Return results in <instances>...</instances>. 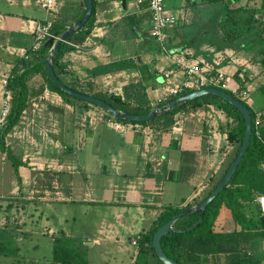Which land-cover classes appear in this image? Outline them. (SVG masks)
<instances>
[{
	"label": "crops",
	"instance_id": "0c3cea01",
	"mask_svg": "<svg viewBox=\"0 0 264 264\" xmlns=\"http://www.w3.org/2000/svg\"><path fill=\"white\" fill-rule=\"evenodd\" d=\"M55 1L54 12L58 17L53 19L33 18L30 14L18 10L5 12L0 10V73L13 69L22 71L43 58L40 51L30 53L28 60L21 57L22 52L27 51L33 44L32 31L36 23L59 20L67 28L78 21L84 9L82 0ZM198 1L179 0L176 8H172L170 4L165 6L175 17L176 24L167 32L168 39L165 43L167 48L163 51L149 36L150 13L145 6H137L136 0H94L96 12L91 20L93 24L91 33L83 43H73L79 47L78 49L70 47L71 49L65 52L61 62L66 65L67 74L63 75V79L68 81L73 77L82 84L90 85L94 91H100L102 87L112 94L119 95L121 92L120 96L134 105L135 102L142 104L145 100L148 102L156 100L162 86L163 73L175 68L172 55L184 56L189 61L206 63L216 70L233 74L238 61L247 63L245 56L249 49L248 44H241L238 50L227 48L219 50V45L208 44L204 38L181 35V31H178L180 23L190 25L188 17L191 16L192 6L198 3L209 4L206 0ZM66 2L71 4L72 12L61 16ZM250 3L252 0H233L231 5L235 7L231 8L229 3L228 8L237 9L234 16L237 14L238 18L242 12L249 13L246 15L249 19L254 13L253 20L257 24L260 21L256 17H263L260 13L264 11H259L257 7L264 9V2L257 4L258 6H249ZM29 4L23 1V9L28 8ZM11 6L16 7L13 4ZM222 21L224 19L220 23ZM132 31L137 35L136 39L131 38ZM248 32L252 33V29L250 28ZM131 39L140 50L137 54H135L137 50L131 54L126 44V41ZM230 58L234 63H231ZM171 79L175 83H181L183 75L175 71ZM43 83V78L36 74L29 80L28 86L32 89L40 87ZM140 91L142 93L144 91L145 100L142 99ZM2 93L0 83V102ZM70 110L76 112V107L66 103L58 93L48 89L44 84L43 92L29 102L18 124L6 135L5 145L10 149L14 159L20 161L16 168L11 163L17 177L16 189L25 186H28L30 191L34 189L35 183L32 182L30 185L31 174L34 173L66 174L68 177L63 186L60 182H53L56 184L55 190L66 192L78 189L79 184L75 180L77 170L82 174L108 175L107 180L96 186L87 184L84 189L89 196L101 194L99 198H89L88 202L100 204L109 215V218L99 220L95 237H86L88 246L91 247L106 241L116 244L121 252L122 238L128 237L132 242L135 235H141L149 230L164 209L198 205L212 191V185L218 181L236 156V143L227 139L228 127L233 121L225 112L215 109L210 104L181 116L183 118L181 133L178 135L172 133V136H176L174 142L168 141L166 137L154 138L152 135L155 130L149 126L122 124L110 119L90 124L95 130L96 141H93L94 138L91 136L83 140L80 134L79 136L73 134L71 142L66 139L61 141L59 129L63 127L62 129L66 131L68 124L66 118ZM209 114H213L214 119ZM231 125L233 128L234 123ZM108 130L119 134V139L104 137L106 142L102 144V135ZM75 141L79 143L78 152L85 143L93 144L92 155L88 161L84 162L77 155L74 164L68 160L69 156L67 157L66 153H71V146ZM24 144L29 146L31 151L27 150L20 154V146ZM49 147L59 153L58 156L50 154L44 156L41 153ZM105 147V162H101L98 153ZM0 155L1 165L4 166L9 159L2 152ZM15 163L17 164V161ZM43 188L46 193L51 191L45 182ZM63 199L69 200L68 198L60 200ZM221 212L222 217L218 219L222 229L225 232L233 230L235 223L227 219L226 211L221 209ZM138 254L139 248L136 256ZM141 254L148 258L153 256L149 251ZM225 263L226 257L223 255L209 261V264Z\"/></svg>",
	"mask_w": 264,
	"mask_h": 264
},
{
	"label": "rangeland",
	"instance_id": "374dc122",
	"mask_svg": "<svg viewBox=\"0 0 264 264\" xmlns=\"http://www.w3.org/2000/svg\"><path fill=\"white\" fill-rule=\"evenodd\" d=\"M23 1L30 3L28 8L23 9ZM232 1L233 0H228L227 2L226 0V2L222 3L203 5L198 3L196 6H192L193 9L190 11L191 16L189 15L188 17V23L190 25L180 23L181 26L179 25L178 31H181V35H194L200 39L204 38L208 44L219 45V50H224L225 48L240 49L241 44L249 45L251 39L260 40L264 38V11H262V13L259 12L263 17H256L258 21H260L257 24L254 23L255 20H253L254 13H252L253 16H251L250 19L246 17L249 13H240V20L242 22L246 21V23L250 22L251 24L249 27L252 29V33L250 32L246 36L249 40L244 38L243 40L228 41L224 38L223 34L221 35L224 30H233V25L230 21H224V29H221L220 26V21L222 19L226 20L227 16L233 17L236 12V10H230L228 8L229 3L231 8L235 7L231 5ZM11 2L13 5H16V7L11 6ZM178 2L179 0H165V6L170 4L172 8H176ZM198 2H200V0ZM262 2H264V0H252L249 6H258ZM238 3H240V1ZM257 8L259 11L264 10L259 7ZM0 10L2 12L18 10L19 12L30 14L33 18L38 19H53L58 17L54 11L48 12L41 9L37 4V0H2L0 3ZM175 10L176 9H173V11ZM71 12V4L66 2V6L61 11L60 15H69ZM249 34H252V36ZM257 35H259V37H257ZM130 36L133 39L137 38V35L133 31L130 33ZM133 39L126 41V44L131 54L136 50L135 54H137L140 50H138L137 45H134ZM153 41L159 47V44L154 39ZM164 46L166 50L167 47L166 45ZM257 53V48H250L246 51L245 57L247 63L237 60L238 64L235 65L234 71L236 72L237 69H241L246 72V75L242 71L239 72L238 78L242 84L239 85L236 79L235 81L233 79L234 82L231 86L232 89L237 88L246 93L248 100L246 104L252 112L260 115V130L264 131V67L258 62L260 57ZM73 79V77L70 78V80ZM77 81L80 82L79 80ZM101 89L100 91L95 90V92L105 97H109V95L112 94L107 92L108 90H105V88L101 87ZM254 91L256 92L253 93ZM140 94L141 97L143 96L142 99L145 100L146 96L144 91L143 93L140 91ZM250 94H252L251 97ZM119 95H121V92ZM131 102L134 103V101ZM136 103L137 102L134 104ZM142 104H150L151 107L156 108L158 103L157 100L152 102L145 100ZM73 106L76 107V112L70 110L68 113L66 118L68 119V124L66 125L67 132L62 129L63 127H60V140L63 141L66 139L71 142V138L74 136L73 134L76 136L80 134L83 140L91 136L94 138L93 141H96L95 130L92 129L93 126L90 124L106 120V111L91 105L84 108L77 101H75V105ZM213 107L217 109L215 106ZM209 115L214 119V116H212L213 114ZM162 116V119H157L149 126L155 130L152 136L154 138L157 136L166 137L168 141L172 140L174 142L176 136H172V127L175 122H180L182 126V115ZM232 123H234V121ZM231 124H229V130L232 127ZM67 133H69V135ZM119 136V134L108 130L102 135V144L106 142L104 137H112L116 140L119 139ZM78 144L79 143L75 141L73 146H71V153H66L67 157L69 156L68 160L70 159L72 164L76 161V155L84 162L88 161L92 155L91 150L93 149V144H91V142L85 143L84 147L82 146V150L79 152ZM29 148L30 147L26 144L20 146V154L25 151L27 152V150L31 151V148ZM236 148L237 144L235 146V149ZM105 151L106 147L103 148L102 151L100 149L98 153V159L101 162H105ZM17 153L19 156V152ZM41 153L44 156H49L48 154H50V156H58L59 154L55 152L52 147L44 149V152ZM95 154L96 153H93V155ZM15 161H17L18 165L20 164L18 159ZM11 163L12 161L8 160L5 162V165L2 166L0 155V264H134L135 262H137L136 264H161L154 256H149V258L144 254L136 256L138 246H132L131 239L129 240L128 237H125V239L122 238L123 242L120 245L121 252L116 244L113 245V243L110 244L106 241H101L99 245H95L94 247L88 246L86 237H95L99 220L102 218H109V215L107 210L100 206V204L88 202V200H90L89 198H99L101 194H90L89 196L84 189L87 184L96 186L103 180H107V174H82L77 170V172H75L77 175L75 180L79 184L77 185L78 189L72 192H66L63 190H55L54 187L56 184L53 183L60 182L63 186L68 177L66 174L53 172L41 175V173H34L31 174L32 179L30 185L32 182L35 183V185H33L34 189L30 191L28 186L24 188L18 187L16 189L17 177H15L16 175ZM43 182L47 183L51 189L49 193H46L43 188ZM80 187L82 189H80ZM46 197L47 199L44 200ZM61 198H68L69 200H60ZM254 203H256V201ZM250 239L253 240L245 244L243 253L249 257L248 259L250 261L264 264V238H257L254 236V233H251Z\"/></svg>",
	"mask_w": 264,
	"mask_h": 264
},
{
	"label": "trees",
	"instance_id": "16d2710c",
	"mask_svg": "<svg viewBox=\"0 0 264 264\" xmlns=\"http://www.w3.org/2000/svg\"><path fill=\"white\" fill-rule=\"evenodd\" d=\"M206 1L209 4H215L223 0ZM83 5H85L84 1ZM83 10L84 9H82L81 15L83 13ZM95 12L96 8L95 2L93 0V12L90 20L81 30L69 36L66 39L68 42L76 44H81L84 42V40L91 33L93 27L91 20ZM235 16H227V19L224 20L230 21V23L233 25L234 30H224V32L222 33L224 38L228 41L242 40L244 38L246 39V36L249 33L248 31L250 28L247 29V27H249L250 23L249 25H247L246 21L242 22L240 20V17L237 19V15ZM224 21L220 23L221 29H224ZM235 25L238 26L235 27ZM64 31L65 25L62 24L59 20L55 21L51 29L52 34L54 36H60L62 33H64ZM257 37H259V35H257ZM251 40L252 41H250L249 46L247 47L249 49L257 48V55L260 57L258 62L262 65V67H264V38L260 40ZM48 48V46L44 45L40 48L39 51L42 53L43 58L38 63L26 67L19 72L15 69L11 70L12 77L10 78L8 84L9 90L12 94L11 111L5 125L0 128V152L4 153L7 159L12 161L15 168L18 164L14 162L15 159L12 156L10 149L5 145V137L18 124L23 112L28 107L29 102L43 92L44 84H46L48 89L58 93L62 97V99L70 105H75V101H77L84 108L90 106L87 103H83L67 96L50 81L43 62ZM70 49L71 48L66 46L65 44H61V48L54 62V70L57 77L67 87L80 93L89 94L94 97L100 98L112 105L114 108L126 113L145 114L152 110L153 107H151L150 104L136 103L132 105L126 102L122 96L117 94H111L109 95V97L101 96L94 90H92L90 85L82 84L75 79H69L68 81H65L63 79V75L67 74V69L66 65H64L61 60L65 52ZM241 71V69H237L233 75L234 81L236 79L239 85L242 84V82L238 78V73ZM242 72L246 75L245 71ZM36 74H39L41 78H43L44 83L40 87H33L32 89H29L28 82ZM227 93L235 97L231 92L227 91ZM172 99H169L162 103H158L156 107H161L170 102ZM207 104H211L218 110L225 112L227 116L234 121L233 128H231L227 132V139L228 141L237 144V148L235 151L236 155L244 133L243 119L236 109H234L232 106L225 103L221 99L212 96H205L190 103L180 104L169 110L164 115H187ZM245 105L248 107L247 104ZM250 112L252 117V136L250 138L247 150L229 184L206 208L202 220L197 226L191 228L190 230H186L187 228L192 227L197 222L199 217L198 213L184 216L174 223V231L164 235L161 240V247L164 253L178 264H209L210 260H215L219 255H223L224 257H226L225 264H253V262L248 259L249 257L245 255L243 251L245 249V244L253 240L250 239L251 233H254V236H256L257 238H264V216L261 214L259 206L254 203L257 196H264V131L260 130V135L256 136L253 127L255 112H252L251 110ZM105 114L107 119L114 120L115 122L122 124L140 125L143 127H148L157 119L159 120L163 118V116H160L157 119L147 123H128L125 121L115 120L107 112H105ZM230 165L231 162L228 164L220 179L212 186V190L225 176ZM190 207V205H187L183 208L168 207L164 209L158 216V218L153 222L149 230L141 233V240L138 243L139 254L149 251L155 257L151 245L153 234L174 215L184 212ZM221 209L222 211L227 212V219L233 220V222L235 223V228L233 230L225 232L222 229V226L220 225L218 219L222 217ZM136 263L137 262H135L134 264Z\"/></svg>",
	"mask_w": 264,
	"mask_h": 264
},
{
	"label": "built area",
	"instance_id": "2783aa9c",
	"mask_svg": "<svg viewBox=\"0 0 264 264\" xmlns=\"http://www.w3.org/2000/svg\"><path fill=\"white\" fill-rule=\"evenodd\" d=\"M39 7L45 11L53 12L56 10L55 0H37ZM137 6H145L150 13L151 27L149 30V36L154 39L163 51L165 50V43L168 39V30L173 28L176 24L175 17L166 9L165 0H136ZM54 21H44L35 24L33 34V44L27 51H23L21 57L23 60L29 59L30 53H37L43 44L50 38L55 36L52 34L51 29ZM57 37H55L56 39ZM68 47L78 49L79 47L71 42L65 40L62 42ZM172 61L174 69L165 71L163 73V81L160 91L157 93V103L165 102L169 99L176 98L190 91L200 90L207 87L217 88L222 91L231 92L235 98L243 103H247V95L240 89H232L233 74L228 72L216 70L209 64L196 63L187 60L184 56L172 55ZM231 63H234L232 58L229 59ZM175 71L180 72L183 75L181 83H175L171 77ZM12 77V72L0 73V83L3 89L2 98L0 102V128H2L11 111V99L12 94L9 90L8 84ZM259 114L255 113L253 127L256 136L260 135V118ZM118 123V122H117ZM117 125V124H116ZM119 126V125H117ZM172 131L175 135L181 133V123L175 122L172 127ZM257 205L260 208L261 214L264 216V196H257L255 199ZM141 240V235L138 234L132 239V245H138Z\"/></svg>",
	"mask_w": 264,
	"mask_h": 264
},
{
	"label": "water",
	"instance_id": "95a60500",
	"mask_svg": "<svg viewBox=\"0 0 264 264\" xmlns=\"http://www.w3.org/2000/svg\"><path fill=\"white\" fill-rule=\"evenodd\" d=\"M84 1V10L79 18L78 21H76L71 26L65 28L64 33H62L60 36L50 38L48 39L43 45L48 46V51L46 53V56L43 60L46 72L49 76L50 81L64 94H66L69 97H72L78 101L90 104L92 106L98 107L106 111L108 114H110L115 120L119 121H125L128 123H147L152 120L157 119L158 117L166 114L169 110L173 109L174 107L190 103L192 101H195L199 98L205 97V96H212L216 97L218 99H221L225 103L232 106L234 109H236L243 119V125H244V133L243 138L241 141V144L239 146L238 152L236 156L234 157L228 171L226 172L225 176L222 178V180L217 184V186L208 194V196L203 199L201 203H199L196 206L190 207L184 212H181L177 215H174L171 219H169L164 225H162L160 228L157 229V231L152 236V249L155 254V257L161 264H178L177 262L170 259L163 251L161 247V240L164 235H166L169 232L174 231L173 225L174 223L184 217L189 216L191 214H199L197 222L190 228H187L186 230H190L191 228L197 226L203 217V214L206 210V208L213 202V200L219 195L221 191L225 189V187L229 184L231 181L233 175L235 174L250 141V138L252 136V117L251 112L249 108L233 97L231 94L219 90L217 88L213 87H207L200 90L190 91L183 95H180L174 99H172L167 104L153 108L151 111L145 114H131L126 113L123 111H120L116 108H114L112 105L107 103L106 101L94 97L89 94H83L78 91H75L69 87H67L56 75L54 70V62L57 58V55L59 53V50L61 48L62 42H64L69 36L75 34L79 30H81L85 24L88 23V21L91 18L92 12H93V0H83Z\"/></svg>",
	"mask_w": 264,
	"mask_h": 264
}]
</instances>
